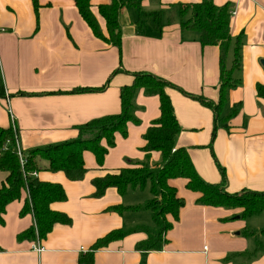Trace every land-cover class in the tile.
<instances>
[{
  "label": "crops",
  "instance_id": "0c3cea01",
  "mask_svg": "<svg viewBox=\"0 0 264 264\" xmlns=\"http://www.w3.org/2000/svg\"><path fill=\"white\" fill-rule=\"evenodd\" d=\"M124 1L118 48L95 36L75 0H0V126H15L24 154L77 139L81 126L121 112V89L133 83V73H150L173 84L166 91L181 125L175 144L188 151L201 179L221 183L222 167L228 193L263 192L264 98L257 86H264V0H214L231 10L228 68L241 41L240 66L232 73L238 84L228 89L220 114L198 98L220 101V48L203 46L198 32L181 26L179 5L202 0ZM110 2L91 0L104 35L99 6ZM134 104L137 121L128 123L126 137L116 133L103 165L84 151L83 179L49 171L39 159L38 178L61 184L67 195L51 208L71 223H56L44 239L19 240L35 224L32 213L21 214L24 191L0 223V264H264V211L244 216L241 208L200 203L183 178L170 181L185 201L179 219L168 216L173 225L152 248L144 246L161 228L153 210L143 207L153 198L149 187L124 194L110 187L95 196L94 178L163 162L160 151L144 149V134L161 116L160 96L139 89ZM6 178L0 169V186ZM112 232L124 234L94 249Z\"/></svg>",
  "mask_w": 264,
  "mask_h": 264
},
{
  "label": "trees",
  "instance_id": "16d2710c",
  "mask_svg": "<svg viewBox=\"0 0 264 264\" xmlns=\"http://www.w3.org/2000/svg\"><path fill=\"white\" fill-rule=\"evenodd\" d=\"M75 2L95 36L121 48L120 13L127 3L124 0H111L109 4L99 6L100 14L107 23L108 35H104L97 17L92 12L91 0H75ZM129 2L134 3L135 0ZM179 9L183 31H196L199 33L203 46L216 45L220 48V101L216 104L202 96L198 97L202 102L213 107L217 114H220L227 99L228 89L238 84L232 79V73L239 68L241 59V41L237 40L234 64L232 68L227 67L232 41L230 6L229 4L217 5L214 0H202L197 3L179 5ZM189 13L190 17H188ZM133 76V83L121 89V112L81 126L77 139L35 148L24 154L18 144V132L15 126L11 125L7 128L0 126V169L7 172L6 181L0 186V223H5L4 214L7 206L11 202L21 199L24 191L27 196L21 214L32 213L35 219V224L29 230L18 235L19 240H35L37 235L44 239L56 223H71V218L67 214L51 208L52 203L67 199L63 186L59 183L43 181L37 175H33L34 172L38 173L41 170L39 159L48 162L47 169L49 171H62L73 181L83 179L87 172L83 157L84 151L91 150L95 154L98 164L103 165L109 148L116 143V133L126 137L128 123L137 121L134 98L139 89H144L147 94L160 96L161 116L144 134L146 141L144 149L147 152L160 151L163 162L160 165H151L149 160L134 163L131 166L94 178L93 185L96 188V197L103 196L110 187L117 188L121 194L131 188H150L153 198L143 207L153 210L155 222L161 230L144 247L156 246L172 227L173 222L168 220V216H171L175 221L179 219L180 210L185 201L179 196L177 187L170 184L173 179H185L187 188L200 194L198 199L200 203L241 208L244 216L264 211V191L228 193L225 190L226 174L222 167L221 183L205 182L197 173L188 151L183 147H176L175 139L181 130V125L166 91L168 87H173V84L150 73L135 72ZM257 90L259 95L264 98V86L259 84ZM239 108V105L236 104L231 115L237 113ZM103 140L107 141V146L102 144ZM20 154L24 157L23 163L20 160ZM261 232L264 233V229ZM123 234L120 232L108 234L95 244L94 249L106 245L115 236Z\"/></svg>",
  "mask_w": 264,
  "mask_h": 264
},
{
  "label": "built area",
  "instance_id": "2783aa9c",
  "mask_svg": "<svg viewBox=\"0 0 264 264\" xmlns=\"http://www.w3.org/2000/svg\"><path fill=\"white\" fill-rule=\"evenodd\" d=\"M5 31V29L4 28H0V32H4ZM20 160H21V162L23 163L24 162V157L20 154ZM38 173L37 172H34L33 173V175H37ZM35 248H37L38 250H41L42 248H39V246H37V247H35Z\"/></svg>",
  "mask_w": 264,
  "mask_h": 264
},
{
  "label": "water",
  "instance_id": "95a60500",
  "mask_svg": "<svg viewBox=\"0 0 264 264\" xmlns=\"http://www.w3.org/2000/svg\"><path fill=\"white\" fill-rule=\"evenodd\" d=\"M261 62H262V64H263V66H264V59H263Z\"/></svg>",
  "mask_w": 264,
  "mask_h": 264
}]
</instances>
